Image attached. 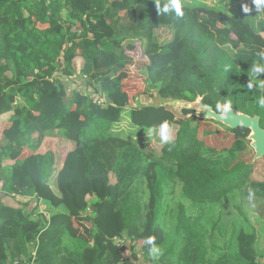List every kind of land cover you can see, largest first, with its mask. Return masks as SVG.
<instances>
[{"label":"trees","instance_id":"16d2710c","mask_svg":"<svg viewBox=\"0 0 264 264\" xmlns=\"http://www.w3.org/2000/svg\"><path fill=\"white\" fill-rule=\"evenodd\" d=\"M167 2L0 0V264L32 250L35 264H264L253 223L264 229V175L251 179L254 164L242 159L249 130L151 106L156 97L201 96L217 113L230 103L259 117L264 130V73L253 72L264 66V5L181 0L178 17L158 13ZM164 29L172 38L160 44ZM138 42L148 95L134 107L124 88ZM164 122L169 140L151 152ZM206 124L231 145L204 147L218 133L200 131ZM136 129L141 144L131 139ZM49 182L63 211L45 216L38 197ZM74 224H87L90 239ZM149 236L163 253L156 259Z\"/></svg>","mask_w":264,"mask_h":264},{"label":"rangeland","instance_id":"374dc122","mask_svg":"<svg viewBox=\"0 0 264 264\" xmlns=\"http://www.w3.org/2000/svg\"><path fill=\"white\" fill-rule=\"evenodd\" d=\"M187 2L190 5H198L201 4L202 2H206V0L202 1V0H187ZM242 6L243 7H247L246 5L248 4L245 1H242ZM172 38V33L169 30H161L159 31V35H158V42L160 44H164L167 41H169ZM134 59H135V64L132 67H128L127 68V73H128V79L126 82V87L124 88V90L128 93L129 97H130V103L132 106L134 107H139L143 104L144 99L147 97V93H145V85H144V75L142 73V67L145 65L146 62V58L143 55V48L141 43H136L135 44V50L132 53ZM82 60L80 58H76L75 59V64L78 68V70L80 69L81 65H82ZM73 85V84H71ZM150 101V100H149ZM152 101V100H151ZM128 113V112H127ZM9 118V116H4L2 121H6ZM203 129H210V130H214V131H218V133L213 134L209 137H207L206 139L204 138V147L206 148H220V147H227L229 145H231L233 138L223 132V130L219 129V128H215L213 126H211V124H206V125H201L200 126V131H202ZM142 131L136 129L134 131V133L131 136V139L136 142L137 144H141L143 143V135H142ZM128 134H131V130L129 131ZM169 136V134H168ZM62 140V137L60 135L54 137V138H47L41 148V151H46L48 148H54L57 147L59 142ZM63 142V141H62ZM147 149L151 152H159V146L163 143L161 141V136H160V132H157L155 134H153V136L151 137V139L147 142ZM63 146L67 147L65 145V143H62ZM249 146V145H248ZM254 157L253 154V150L248 147V150L246 152H244L242 154V159L245 162H250L251 164H254L253 167V173L251 175V179H260L261 176L264 175V157L261 160H258L256 162H252ZM248 166H250V164H248ZM7 171V168H6ZM53 181V180H52ZM49 188L47 189V192L41 193L39 195V199L43 200L44 202H41V204L38 206L39 210L38 213H42L43 215L47 216L50 214L51 211H57V212H62L63 211V206L60 204V201L56 198V196L53 194V191L51 189V184L50 182L47 184ZM145 198L146 201L149 200V195L148 192L146 190L145 187ZM34 202V201H32ZM29 203V202H27ZM35 204H32L27 211L30 212L33 209V206ZM170 215V214H168ZM254 221V220H253ZM254 224L261 226L257 221L254 222ZM76 228H78L80 235L83 236V238L89 240V227L87 224H74ZM262 229L261 228V237H263V233H262ZM74 230V229H73ZM262 240L264 241V239L262 238ZM132 243V241H131ZM123 246L122 247V251L124 256L128 259L131 260V254H130V242L129 240H127L126 238L123 241ZM142 253L141 251H138L137 254V260H133L134 262L138 261V259L142 260ZM140 260V261H141ZM132 261V262H133Z\"/></svg>","mask_w":264,"mask_h":264},{"label":"water","instance_id":"95a60500","mask_svg":"<svg viewBox=\"0 0 264 264\" xmlns=\"http://www.w3.org/2000/svg\"><path fill=\"white\" fill-rule=\"evenodd\" d=\"M151 106L155 109L169 108L179 119L194 117L201 121H215L230 130L245 128L249 130L246 140L254 154L252 162L254 163L264 157V130L260 127L257 116L250 117L233 108L227 112L221 108L217 113L212 107L202 102L201 96H197L192 102L172 97H156L152 99ZM184 112H188V114L185 115Z\"/></svg>","mask_w":264,"mask_h":264},{"label":"clouds","instance_id":"9594fccd","mask_svg":"<svg viewBox=\"0 0 264 264\" xmlns=\"http://www.w3.org/2000/svg\"><path fill=\"white\" fill-rule=\"evenodd\" d=\"M254 3L259 8L260 6L264 5V0H254ZM156 8L158 13L167 14L169 13V11H174L176 16L178 17L183 15L181 0H168V2L163 5V7H161L160 4L157 3ZM245 10L247 11V9ZM261 59H264V55L261 56ZM253 72L256 74L264 73V66H261L259 64L253 65ZM252 87H253L252 83H249L248 88L251 89ZM261 87H264V84H261ZM258 103L261 106H264V96H261L259 98ZM221 108L223 109L224 112H227L231 108V104L224 103L221 105L218 103L217 109H221ZM168 131H169V125L167 122H164L163 124L160 125L161 141L164 143H167L169 140ZM253 196L254 193L252 192V190H249V196H248L249 200H251ZM144 243L145 245L149 246V255L153 259H156L163 254L161 248L158 245H156L154 236L147 237Z\"/></svg>","mask_w":264,"mask_h":264},{"label":"crops","instance_id":"0c3cea01","mask_svg":"<svg viewBox=\"0 0 264 264\" xmlns=\"http://www.w3.org/2000/svg\"><path fill=\"white\" fill-rule=\"evenodd\" d=\"M262 177V176H261ZM255 221H257L261 226H259V225H256V226H258V229H260V231H261V228H263V226H262V223L259 221V219L257 218V217H254V221H253V223L255 222ZM262 233L264 234V229H262ZM261 234V233H260ZM259 234V235H260ZM262 238L264 239V235H263V237H261V235H260V238H259V240H258V251L262 254V257L261 258H259L258 259V262L259 263H264V241L262 240ZM259 253V254H260Z\"/></svg>","mask_w":264,"mask_h":264},{"label":"built area","instance_id":"2783aa9c","mask_svg":"<svg viewBox=\"0 0 264 264\" xmlns=\"http://www.w3.org/2000/svg\"><path fill=\"white\" fill-rule=\"evenodd\" d=\"M19 200V198H17ZM10 264H35V251L29 252L27 257H22L19 260H15Z\"/></svg>","mask_w":264,"mask_h":264}]
</instances>
